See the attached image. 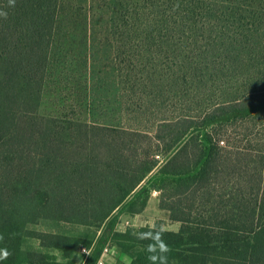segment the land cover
<instances>
[{"label": "trees", "instance_id": "trees-1", "mask_svg": "<svg viewBox=\"0 0 264 264\" xmlns=\"http://www.w3.org/2000/svg\"><path fill=\"white\" fill-rule=\"evenodd\" d=\"M62 1L0 0V264H264V0H113L117 122L40 112Z\"/></svg>", "mask_w": 264, "mask_h": 264}, {"label": "rangeland", "instance_id": "rangeland-1", "mask_svg": "<svg viewBox=\"0 0 264 264\" xmlns=\"http://www.w3.org/2000/svg\"><path fill=\"white\" fill-rule=\"evenodd\" d=\"M62 2L40 112L87 121L117 122L121 117L116 47L111 29L114 2ZM152 197L142 214L123 215L117 228L149 225L178 230L180 224L171 221L159 207L160 193L154 191Z\"/></svg>", "mask_w": 264, "mask_h": 264}, {"label": "crops", "instance_id": "crops-1", "mask_svg": "<svg viewBox=\"0 0 264 264\" xmlns=\"http://www.w3.org/2000/svg\"><path fill=\"white\" fill-rule=\"evenodd\" d=\"M155 192H157V191H155ZM152 196H153V193L151 195L149 203H150L151 199L153 198ZM146 209H147V207H146ZM140 214H142V213H140ZM140 214H137L136 216H138ZM118 230H120V229H118ZM125 230L126 229L120 230V231H125ZM174 231H177V230H174ZM108 249L109 250L107 252H103L102 257L100 258L104 264H118L119 261H123V262H129L130 261L129 256H127L126 254H121L120 251L117 250L116 248H114V247L110 248L109 247Z\"/></svg>", "mask_w": 264, "mask_h": 264}, {"label": "clouds", "instance_id": "clouds-1", "mask_svg": "<svg viewBox=\"0 0 264 264\" xmlns=\"http://www.w3.org/2000/svg\"><path fill=\"white\" fill-rule=\"evenodd\" d=\"M15 2V0H12V3H14ZM5 18H6V14H5ZM145 236H148V235H150V234H144ZM0 239H2V237H0ZM153 239H155L156 241H157V243L159 244V249H160V251L163 253V252H167L168 251V248H167V246L162 242V241H160V239H159V233H157L156 234V236L155 237H153ZM148 250L150 251V252H154V251H156V244H150L149 246H148ZM9 255V253H7V251H5L4 252V254H3V256H4V258H7V256ZM149 259L151 260V261H153V264H155V261L157 260V257L156 256H149ZM160 259L162 260V261H164L165 259H166V257H160Z\"/></svg>", "mask_w": 264, "mask_h": 264}, {"label": "built area", "instance_id": "built-area-1", "mask_svg": "<svg viewBox=\"0 0 264 264\" xmlns=\"http://www.w3.org/2000/svg\"><path fill=\"white\" fill-rule=\"evenodd\" d=\"M108 248H109V247L105 248L104 252H107V251L109 250ZM83 251H84V252H87L86 249H83ZM97 264H104V263H103L102 260L100 259L99 262H98Z\"/></svg>", "mask_w": 264, "mask_h": 264}]
</instances>
